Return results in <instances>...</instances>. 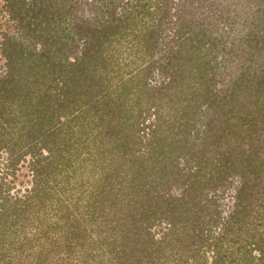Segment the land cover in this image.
<instances>
[{
    "label": "trees",
    "instance_id": "16d2710c",
    "mask_svg": "<svg viewBox=\"0 0 264 264\" xmlns=\"http://www.w3.org/2000/svg\"><path fill=\"white\" fill-rule=\"evenodd\" d=\"M0 18V264H264V0Z\"/></svg>",
    "mask_w": 264,
    "mask_h": 264
},
{
    "label": "rangeland",
    "instance_id": "374dc122",
    "mask_svg": "<svg viewBox=\"0 0 264 264\" xmlns=\"http://www.w3.org/2000/svg\"><path fill=\"white\" fill-rule=\"evenodd\" d=\"M4 22V19L3 18H0V23H3ZM159 42V47L160 45H162L163 43L158 40ZM162 49V48H161ZM157 76L155 75L154 78H156ZM149 120V118H147L146 122ZM84 156V154H83ZM27 157V156H26ZM27 161H26V158L24 160H19V162L17 163V170H15V176L13 177L14 178V182H13V189L12 190H19V193L22 192V190H24L26 187H28L30 185V174L27 170ZM66 173H68V181L70 180H78L79 179V176H80V171L81 169L79 170H76V169H71V168H68L66 169ZM12 176H7V180L10 179ZM78 178V179H77Z\"/></svg>",
    "mask_w": 264,
    "mask_h": 264
}]
</instances>
